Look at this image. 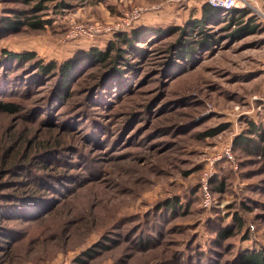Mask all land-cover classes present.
Here are the masks:
<instances>
[{"label":"rangeland","instance_id":"obj_1","mask_svg":"<svg viewBox=\"0 0 264 264\" xmlns=\"http://www.w3.org/2000/svg\"><path fill=\"white\" fill-rule=\"evenodd\" d=\"M61 1L39 14L48 21L43 28L5 30L6 19L31 17L33 4L0 0V54L31 51L62 63L105 50L134 29L156 34L90 92L105 68H80L66 100L56 78L38 81L29 66L0 60V101L19 105L14 116L0 115V136L10 145L25 130L40 152L59 148L38 160L48 167L36 169L44 174L36 186H27V175L24 184L0 186V208L11 199L6 194L37 195L18 194L19 206L0 213V264H237L241 251L264 248V158L233 151L251 123L264 131V24L239 34L224 19L192 32L204 0H73L65 9ZM138 8L147 12L130 19ZM96 23L110 30L92 39L70 35L73 24ZM205 37L211 46L199 47ZM186 43L191 57L182 60ZM205 173L208 208L200 189ZM10 179L21 178L1 181ZM168 200L183 209L168 213L161 208ZM221 227L235 235L219 240Z\"/></svg>","mask_w":264,"mask_h":264},{"label":"trees","instance_id":"obj_2","mask_svg":"<svg viewBox=\"0 0 264 264\" xmlns=\"http://www.w3.org/2000/svg\"><path fill=\"white\" fill-rule=\"evenodd\" d=\"M56 0H24L25 4H33L32 9L30 10L31 17L18 16L16 19L6 21L5 30H14L18 26H30L32 29H41L47 25L48 21H43L41 19L42 12L47 10V4L54 2ZM73 0H62L59 2L58 7L65 9L68 6V3ZM88 1V0H80ZM203 6L202 18L199 22L194 25L192 32L196 31L195 28H199L200 32L206 28L208 24H214L218 21L226 19V22L234 23V25L239 26L236 30V33L243 34L249 32H256L260 24H264V21L255 13L249 12L247 8L236 9L233 11L225 12L223 10L217 9L209 5L205 0ZM40 16V17H39ZM220 23V24H221ZM183 30V29H182ZM180 31V29H176ZM184 32V31H182ZM156 33L153 30H138L134 29L129 33H122L115 37V40L110 42L105 50L91 49L88 53L85 54L83 58H74L64 61L62 63H57L55 61L50 63H45L40 59L35 52L25 51L22 53H15L8 50H3L0 54V60H6L7 65H12L18 68H26L29 66L30 70L36 75L35 79L40 81L45 77H50L52 79H57V88L63 91L62 98L66 100V96L70 93L72 86L76 79H78L79 69L87 66L91 68L93 66H103L105 68L104 73L98 76L96 82L90 87L89 92L92 91L96 86H101L106 80L107 75H110V70H113L114 75L119 74V68L122 65L120 60H123L129 51L138 52L141 48L138 47V44L145 43L147 36L155 35ZM196 34V33H195ZM160 36L162 34H159ZM208 35V34H207ZM210 36V35H208ZM187 43L181 46L179 51V58L182 60H188L191 57L192 48L187 47ZM125 46V49L122 48ZM199 47H209L210 37H205L198 41ZM141 51V50H140ZM14 62H17L16 64ZM121 64V65H120ZM120 65V66H119ZM108 68V70H107ZM100 95H98L99 97ZM19 112V105L11 101H0V115L4 116H14ZM15 127L11 128L10 131ZM227 127L222 126L218 129L210 131L207 136H216L221 131L225 130ZM251 136V137H250ZM11 139L7 138V135L2 133L0 136V186H5L13 182L19 184H24L23 178L27 175L30 177V181L27 182V186L32 187L36 186L41 179L44 177V174L38 173L36 169L48 167L47 162L42 165H38V160L42 156H45L44 159H47L53 152H56L58 148L57 144L49 149H46L44 152H40L41 148H36V143L38 138L35 134H27V131L19 133L15 137V140L12 144H9ZM56 143V142H55ZM17 149V150H16ZM234 149H242L249 156H258L264 158V131L261 127H257L254 123L250 124V127L247 133L239 136L234 142ZM17 151L16 154L14 152ZM38 152L35 153L34 152ZM11 153V156L9 154ZM52 156V155H51ZM48 160V159H47ZM241 166V165H240ZM5 176H12V178H21V179H10L9 181H1ZM35 176V179L32 178ZM220 192H223V186L219 188ZM18 194H23V198L26 200H33L36 198V194L33 191H25L20 193L16 191L12 194H6V196H11L7 202L2 203L0 208V213L2 215L8 216L13 211H5V209L10 208L11 206H19L18 202H15L16 199L20 197ZM168 213L173 214L178 211V209H183V206L178 201L168 200L165 201L163 207ZM161 216V215H160ZM159 216V217H160ZM6 218V217H4ZM234 220L237 222L240 230L244 228L242 219L238 216L234 217ZM5 229L10 227H4ZM215 235L219 240H226L235 235V229L232 227H221L215 231ZM86 256L91 257L90 260L95 257L91 254V251L86 253ZM237 264H264V248L260 250H243L239 253Z\"/></svg>","mask_w":264,"mask_h":264},{"label":"built area","instance_id":"obj_3","mask_svg":"<svg viewBox=\"0 0 264 264\" xmlns=\"http://www.w3.org/2000/svg\"><path fill=\"white\" fill-rule=\"evenodd\" d=\"M209 5L214 8L223 10L225 12L233 11L236 9H252L256 15H258L264 21V0H205ZM147 12L144 8L134 9L132 17L130 19H139L143 14ZM110 28V27H109ZM105 25H100L99 23L92 24L90 26H83L78 24H73L70 27V35L74 38H88L92 39L97 37L99 34H103L110 29ZM107 33V32H106ZM225 158L232 163L235 168L237 164L235 163V158L231 147H227L224 153ZM209 174L205 173L200 185L202 193V204L204 207H211L213 203L212 192L209 187Z\"/></svg>","mask_w":264,"mask_h":264}]
</instances>
